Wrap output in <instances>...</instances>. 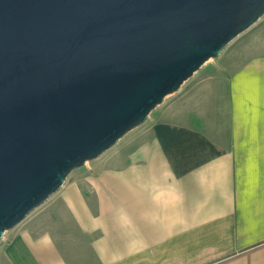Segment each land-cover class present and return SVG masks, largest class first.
<instances>
[{
	"label": "water",
	"instance_id": "1",
	"mask_svg": "<svg viewBox=\"0 0 264 264\" xmlns=\"http://www.w3.org/2000/svg\"><path fill=\"white\" fill-rule=\"evenodd\" d=\"M264 17V0H0V241Z\"/></svg>",
	"mask_w": 264,
	"mask_h": 264
},
{
	"label": "crops",
	"instance_id": "2",
	"mask_svg": "<svg viewBox=\"0 0 264 264\" xmlns=\"http://www.w3.org/2000/svg\"><path fill=\"white\" fill-rule=\"evenodd\" d=\"M222 92L199 130L158 127L153 153L123 171L120 196L99 214L17 234L10 263L264 264V58Z\"/></svg>",
	"mask_w": 264,
	"mask_h": 264
},
{
	"label": "rangeland",
	"instance_id": "3",
	"mask_svg": "<svg viewBox=\"0 0 264 264\" xmlns=\"http://www.w3.org/2000/svg\"><path fill=\"white\" fill-rule=\"evenodd\" d=\"M258 58H264V17L226 47L219 58L207 62L179 92L166 97L143 125L97 160L72 172L59 192L8 231L0 241V264H11L8 258L11 241L32 223H41L45 218L70 217L74 213L85 217L99 214L100 205L120 196V187L128 179L123 177V171L136 170L140 159L153 153L158 127L187 125L199 130L210 117L215 121L218 94L223 93L239 67Z\"/></svg>",
	"mask_w": 264,
	"mask_h": 264
}]
</instances>
